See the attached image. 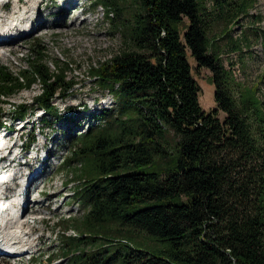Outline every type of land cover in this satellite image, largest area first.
Wrapping results in <instances>:
<instances>
[{
    "label": "trees",
    "instance_id": "16d2710c",
    "mask_svg": "<svg viewBox=\"0 0 264 264\" xmlns=\"http://www.w3.org/2000/svg\"><path fill=\"white\" fill-rule=\"evenodd\" d=\"M257 1L136 0L127 18L124 0H89L106 9L127 49L90 68L114 106L70 137L57 167L76 172L71 201L85 211L80 235L61 247L71 264H264V96L234 88L235 64L222 59L250 49L257 32L240 22L254 18ZM217 24L221 35L212 34ZM31 56L17 73L0 66V126L5 106L12 119L26 117L29 108L10 99L35 85L46 128L76 111L53 102L77 85L68 66L52 70L38 43ZM188 56L211 72L214 111L199 105Z\"/></svg>",
    "mask_w": 264,
    "mask_h": 264
},
{
    "label": "rangeland",
    "instance_id": "374dc122",
    "mask_svg": "<svg viewBox=\"0 0 264 264\" xmlns=\"http://www.w3.org/2000/svg\"><path fill=\"white\" fill-rule=\"evenodd\" d=\"M7 4L0 12V20L16 19L26 28L17 26L16 29L20 30L18 38L6 48L9 50L7 57L0 59V66L14 73L28 68L33 44L38 43L46 50L48 66L52 70L57 65L68 66V77L77 81V85L67 99L58 96L53 101L65 114L68 113V107L75 108L76 112L70 113V117L63 118L60 123L55 122L52 127H45L42 119L47 114L33 102V98L41 92L39 85L10 99L16 107L25 104L29 108L21 123L13 122L17 133L9 136L6 128L0 127V137L6 133L8 143V150L3 154L6 160L13 161L7 170H17L6 187L16 196L21 193V203L30 205V210L25 209L21 213L26 218L24 230L29 233V241L20 243H28L26 248L29 249L21 258L1 257L0 264H71L69 258L62 256L61 247L63 240L69 236L80 235L76 228L81 224L85 211L71 201L73 189L80 182L75 178L76 172H59L57 165L67 154L66 142L70 137L98 125L99 121L95 117L101 115L102 109L114 106L111 94L94 85L90 68L127 48L120 32L113 29L107 19L106 9L90 4L89 0H9ZM31 6L36 9L28 12ZM122 6L127 18L128 13L137 9L136 0H124ZM250 14L258 19H243L240 22L246 28L253 26L257 32L256 37L252 36L250 49L244 50L243 54L225 53L222 59L226 67L231 62L235 64L232 73L234 88L238 84V87L250 93L259 88L257 96L261 97L264 96V0H258ZM111 16L113 18L115 14L112 12ZM4 26L0 25V29ZM223 26L215 25L212 34L221 35ZM232 32L235 38L240 35L237 25ZM220 44L223 47L224 42ZM188 60L191 74L199 86L200 107L208 113L216 110L215 86L209 79L211 72L205 68L197 70L193 58L188 56ZM4 108L3 125L7 126L11 123L13 112L6 106ZM219 118H224L222 112H219ZM49 119L53 121V118ZM32 132L36 137L35 142L28 149L24 148L23 152L25 138ZM167 139L170 144L174 143L172 134L167 133ZM12 192L10 200L13 199Z\"/></svg>",
    "mask_w": 264,
    "mask_h": 264
},
{
    "label": "bare ground",
    "instance_id": "6f19581e",
    "mask_svg": "<svg viewBox=\"0 0 264 264\" xmlns=\"http://www.w3.org/2000/svg\"><path fill=\"white\" fill-rule=\"evenodd\" d=\"M3 2L4 0H0V12H2V10L6 7L3 5ZM29 8L30 10L28 12L36 9L33 8V6ZM1 17L2 15L0 14V18ZM0 25H6L4 27H1L2 29H0V33H2L0 34V59H4L7 57L6 53L9 51L6 48L18 38L17 34L20 30L16 29L17 26L23 27L24 25H21V23H17L16 19L11 20L10 18H6L5 21L0 20ZM8 166H11V164H9ZM5 168L6 166L0 168V181L3 182V185L0 186V199H3L2 194L6 193L8 190L6 187V183L9 181L11 175H15V172H17V170L14 168L4 171ZM21 175L20 177H22ZM5 179L7 180V182H4ZM20 184L23 185L22 183ZM21 195L22 194L19 193L15 198L9 200V202H2L0 204V258L5 257L1 254L2 251L7 255H10L7 257L14 256L21 258L22 256H24L23 253H26L29 249L26 248L28 243H26V245L20 244L21 242L23 243L29 241V233L24 230L26 229L24 228L26 218L25 215H21V213L24 212L25 209L30 210L29 204H27L26 202L21 203ZM24 203H26V205Z\"/></svg>",
    "mask_w": 264,
    "mask_h": 264
}]
</instances>
